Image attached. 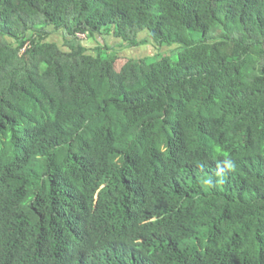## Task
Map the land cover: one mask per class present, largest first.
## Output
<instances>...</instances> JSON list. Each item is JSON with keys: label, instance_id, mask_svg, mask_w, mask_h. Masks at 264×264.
Returning a JSON list of instances; mask_svg holds the SVG:
<instances>
[{"label": "trees", "instance_id": "trees-1", "mask_svg": "<svg viewBox=\"0 0 264 264\" xmlns=\"http://www.w3.org/2000/svg\"><path fill=\"white\" fill-rule=\"evenodd\" d=\"M0 264H264V0H0Z\"/></svg>", "mask_w": 264, "mask_h": 264}, {"label": "rangeland", "instance_id": "rangeland-1", "mask_svg": "<svg viewBox=\"0 0 264 264\" xmlns=\"http://www.w3.org/2000/svg\"><path fill=\"white\" fill-rule=\"evenodd\" d=\"M147 36V35H146ZM82 39H85V40H87L86 39V35H81L80 36ZM145 37V36H144ZM56 38H60L59 36L58 37H56ZM99 38V37H98ZM99 40L101 41L102 39L101 38H99ZM150 40V43H148V44H146V45H142V46H140L139 48H137V49H134V50H126L125 52H124V54H126V55H129V56H131V57H133V58H135V59H140V58H145V57H148V59L150 60H152L153 58H155V59H157V57L158 58H161V56H169L170 58H174L175 57V54L174 53H172L171 51H166V52H163V50H165L166 49V47H164V48H162L161 50V52H160V54L159 55H157V53H156V45L154 44V42L151 40V39H149ZM108 41L110 42V43H112V44H114L115 42H117V40H115V39H112L111 37L108 39ZM93 44H95V43H93ZM167 50V49H166ZM156 53V55L155 56H152V55H154ZM123 53H122V55H124Z\"/></svg>", "mask_w": 264, "mask_h": 264}, {"label": "water", "instance_id": "water-1", "mask_svg": "<svg viewBox=\"0 0 264 264\" xmlns=\"http://www.w3.org/2000/svg\"><path fill=\"white\" fill-rule=\"evenodd\" d=\"M84 44H85L86 46H88V44H89L88 40H85Z\"/></svg>", "mask_w": 264, "mask_h": 264}]
</instances>
